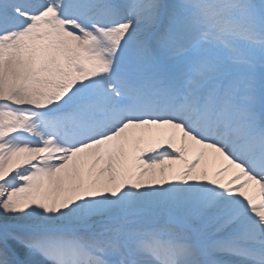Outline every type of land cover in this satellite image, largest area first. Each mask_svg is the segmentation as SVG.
<instances>
[{"label":"snow or ice","instance_id":"obj_1","mask_svg":"<svg viewBox=\"0 0 264 264\" xmlns=\"http://www.w3.org/2000/svg\"><path fill=\"white\" fill-rule=\"evenodd\" d=\"M0 264H264V0H0Z\"/></svg>","mask_w":264,"mask_h":264}]
</instances>
